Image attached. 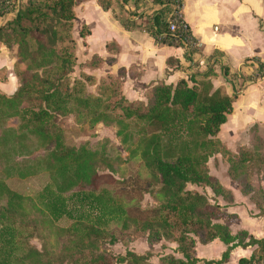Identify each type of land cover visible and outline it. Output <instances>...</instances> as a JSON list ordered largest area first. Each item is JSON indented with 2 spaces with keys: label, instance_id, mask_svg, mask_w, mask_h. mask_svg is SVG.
Here are the masks:
<instances>
[{
  "label": "trees",
  "instance_id": "16d2710c",
  "mask_svg": "<svg viewBox=\"0 0 264 264\" xmlns=\"http://www.w3.org/2000/svg\"><path fill=\"white\" fill-rule=\"evenodd\" d=\"M6 1L0 0V19L10 12H14V16L0 24V47L4 46L16 63L25 62L24 71L33 67H50L47 73L43 74L45 70L40 73L39 107L21 105L20 94L25 82L20 78V85L12 96L0 92V109L12 111L9 115L22 120L20 132L11 134L13 144L30 132L38 139L33 144L46 148L50 159L55 161L58 175H53V184L47 185L38 194L46 221L54 223L62 217L75 220L69 228L68 244L62 245L59 251H52L47 246L44 226H41L44 220H40V226L37 220L26 223L36 232L41 249L38 251L31 247L25 258L40 257L37 264H93L90 258H82L83 252L90 251L91 243L103 233L99 224L110 217L117 218L125 227L133 225L140 228L147 233L150 242L162 238L176 241L183 257L167 254L161 257L162 264H223L236 246L253 247L251 254L240 257L237 264H264V237L256 238L246 230L232 233L230 227L219 220L235 222L238 215L223 210L218 202H210L204 194L187 188L188 184L204 185L214 195L232 200L231 193L216 176L210 174L207 165L211 157L222 151L230 178L238 183L240 192L249 197L260 213H264V161L257 157L264 156V140L255 137L250 146L239 145L231 151L218 138L237 95L249 84L264 79V61L257 56L245 58L244 63L254 67L249 73L231 72L227 65L221 66L225 81L232 86V94H228L222 86L214 87L210 78L212 69L209 68L199 74V79L192 76L181 78L174 85L157 83L149 90L146 103L126 98L120 88L122 71L117 75L109 74L100 79V89L110 90L116 96V92L119 94L110 106L101 95L93 96L87 92L83 80H75L71 87L66 84L76 64L72 49L75 41L70 36V30L76 19L75 5L81 0ZM96 1L103 11H111L124 29L146 32L156 44L184 47L187 59L195 52L185 39L192 36L190 29L184 35L179 26L174 31L169 29L175 9L182 11L183 0H151L154 7L150 12L144 8L147 0ZM130 3L133 9L125 7ZM106 48L114 50L115 44L107 43ZM216 55H221L220 51L215 50L212 56ZM172 60H168V65L172 64ZM102 61L98 54H93L89 64L95 67ZM84 79H94V76L86 73ZM106 80L110 81L107 86L104 83ZM239 80L241 84L236 87ZM69 104L76 107H69ZM112 109L120 110V115L112 117L108 113ZM73 110L80 119L90 124L102 122L117 127L116 133L123 144H128L126 147L130 156H138L151 175L150 180L144 186L138 185L137 189L141 193L153 194L156 205L141 208L136 201H131L133 197L125 200L108 188H98L96 182L100 176L95 169L97 153L83 146L76 149L65 144L62 133L53 123L59 113L65 115ZM132 118L142 125L135 140H132L134 136L125 123ZM6 135L0 134V139ZM257 161L255 174H260L263 179L255 186L248 168L250 163L255 165ZM90 187L94 189L90 190ZM77 202H87L94 215L93 212L91 215H75L71 205ZM14 203H20V197L0 180V264H9L15 250L11 224L19 213H15ZM194 235L198 236L200 244L219 239L227 248L219 259L199 258ZM127 255L133 264H147L145 255L130 251ZM95 256L94 260L98 258ZM81 259L84 263L80 262ZM126 259L118 257L120 261Z\"/></svg>",
  "mask_w": 264,
  "mask_h": 264
},
{
  "label": "rangeland",
  "instance_id": "374dc122",
  "mask_svg": "<svg viewBox=\"0 0 264 264\" xmlns=\"http://www.w3.org/2000/svg\"><path fill=\"white\" fill-rule=\"evenodd\" d=\"M21 1L24 2L25 0ZM79 5L80 2L77 3V8H74L75 15L77 17L78 14L79 18L74 20L73 27L70 30V36L75 41L72 49L76 56V64L74 71L69 74L70 81L66 84L71 87L75 80H83L85 85L84 89L87 92L93 94V96L101 95L100 97L104 99V102L111 106L119 94L116 92V96L110 90L105 88L100 89L102 83L99 78L89 80L84 78L86 73H91L94 68L89 64L91 55L93 53L101 54L105 50L103 42L110 40L111 37H115V33L111 28V23L106 20L104 11L97 4H95L96 8L84 4L82 9ZM13 16L14 13H7L4 18L0 19V24ZM82 18L89 21L91 24L90 27L92 28V39H90V47L88 50L85 41L89 30L88 26L83 24L85 21ZM80 32L82 33L81 35ZM14 49L16 50V47ZM11 55L10 53L8 56L1 58L0 81L6 80L9 76L14 75L18 80V85H20V78H23L25 86L20 94V103L23 106L36 109L41 102L40 73H43L44 70L45 72L43 74L47 73L50 66L44 68L33 67L29 68L30 70L24 71L27 64L25 62L14 63ZM95 73L100 77V70H96ZM199 77L200 75L197 73L196 79H199ZM104 83L107 86L110 81L107 82L106 80ZM240 84L241 82L239 80L236 87H239ZM12 95V93L9 94V96ZM142 101L144 103L147 102L145 98ZM69 107L76 106L69 104ZM11 112L0 109V134H8L5 138L0 139V180L4 181L20 197V203L13 204L15 213L18 212L19 216L18 218L12 217L13 224L11 225L14 229L13 240L16 245L9 264H37L41 260L40 257L33 256L25 258V256L31 247L40 251L41 241L36 236V232L32 226L25 224L29 221L37 220L40 226V220H44L41 226H44L47 246L52 251H59L62 245L68 244L70 239L69 228L75 220L70 217H62L54 223L46 221L45 213L40 207L38 194L44 187L53 184V175H58L55 161L50 159L46 148L33 144L38 139L30 132H27L28 136L19 138L20 142L16 144L12 143L13 139L11 134L20 132L22 120L16 116L9 115ZM108 113L112 117H117L121 112L118 109H112L108 110ZM82 119L73 110L65 115L59 113L55 116L53 123L55 128L59 129L62 133L65 144L74 146L76 149L83 146L88 151L97 153L100 160L99 162L98 158H96L97 162H95L96 172L100 176L96 182L98 188H108L114 195L122 197L125 200L133 197L131 201H136L141 208L156 205L157 202L153 194L138 191L137 186H144L150 180L151 175L138 156H130L126 147L128 144H123L116 133L117 127L114 125H106L102 122L90 124V122ZM125 123L128 125V131L134 136L132 140H135L139 135V131L142 129L141 123L135 118L126 120ZM252 126L248 129L249 140L243 145L250 146L249 144L252 143L255 137L264 140V125L259 126L258 124H254L255 127L251 130ZM222 154L223 152L221 151L214 157H211L207 165L211 175L217 174L222 180L224 179L229 182V179L225 175L228 163L224 160L225 155ZM257 157L262 162L264 161V156L257 155ZM258 163V161L255 165L250 163L248 168L249 176H251V180H254L253 185L255 186H258L263 179L260 174H255ZM187 188L204 194L210 202H230L214 195L212 190L204 185L188 184ZM81 189L88 190L86 188ZM89 189L93 190L94 188L90 187ZM71 206H73L75 215H91V212H93L87 206V202L82 204L78 202L72 203ZM254 212V217L259 215L258 208ZM92 215H94V212ZM253 221L252 223L256 226L257 220L255 219ZM99 225L103 231L102 235L91 243L89 251L91 254L85 250L83 252L84 256L82 257L83 259H86V257L90 258L93 264H133L127 255L129 251L137 255H145L147 264H162L161 257L167 254L178 258L183 257L177 249L178 244L176 241L162 238L150 242L147 233H144L140 228L133 225L125 227L117 218H105ZM238 229L236 225L235 231L233 230L232 233L238 231ZM193 237L196 242H199L198 236L194 235ZM209 250L213 254H218L219 252H217L216 247H211ZM95 255L98 256L96 260H94ZM210 255L212 256V254ZM119 256H124L127 259L120 261L118 260ZM211 256H208L210 258L205 257V259H215L211 258ZM80 262L84 263V260L81 259ZM197 264H202V262H198Z\"/></svg>",
  "mask_w": 264,
  "mask_h": 264
},
{
  "label": "crops",
  "instance_id": "0c3cea01",
  "mask_svg": "<svg viewBox=\"0 0 264 264\" xmlns=\"http://www.w3.org/2000/svg\"><path fill=\"white\" fill-rule=\"evenodd\" d=\"M84 4L93 8H96L95 4L98 5L96 0H83L79 7L82 9ZM98 7L100 8L99 5ZM125 7L133 9L131 3ZM152 7H154L152 1L147 0L144 7L146 11L150 8L151 11ZM114 9L117 8L114 6ZM104 16L111 23L115 37L103 42L105 50L101 54L93 53L98 54L103 61L88 74L93 75L95 79H102L109 74L117 75L122 71L120 88L130 101L143 98L147 100L149 90L157 83L174 85L181 78L196 77L197 73H203L209 68L212 69L210 78L214 87L222 86L228 94H232V86L225 81L221 66L227 65L231 72L249 73L254 67L245 64V58L257 56L264 61V0H183L182 16L191 34L200 41L199 49L190 54V59L185 57L184 47L156 44L146 32L126 30L109 10L104 11ZM78 18L77 14L76 19ZM82 20L89 30L85 41L88 50L92 28L89 21L84 18ZM110 42L115 44V49L111 51L106 48ZM215 50L220 51L221 55L212 56ZM8 54L10 52L1 46L0 62L1 58ZM11 57L15 63V58L12 55ZM109 57L112 60L108 61ZM169 59H173L171 65H168ZM96 70H100V77L95 73ZM17 86V78L14 75L9 76L6 80L0 81V92L9 95ZM254 124L264 125V79L249 84L237 95L232 103V112L221 126L218 138L229 150L235 151L239 145L248 142V129ZM225 175L229 182L222 180L217 174L213 176H216L222 186L231 193L232 200L218 203L223 210L236 213L238 219L235 222L220 219L219 222L227 224L232 232L237 225L238 231L246 230L256 238L264 237V213L261 214L258 209L259 215L254 217L255 205L248 196L240 192L238 183L230 178L228 165ZM255 219L256 226L252 223ZM211 247H216L218 254L210 253ZM226 248L227 245L219 239L207 244L195 243L196 255L199 258H210L208 256L212 254L211 258L219 259ZM252 249L251 246L245 248L236 246L231 250L228 261L223 264H237L238 259L248 257Z\"/></svg>",
  "mask_w": 264,
  "mask_h": 264
},
{
  "label": "built area",
  "instance_id": "2783aa9c",
  "mask_svg": "<svg viewBox=\"0 0 264 264\" xmlns=\"http://www.w3.org/2000/svg\"><path fill=\"white\" fill-rule=\"evenodd\" d=\"M7 1H6V3H7ZM12 13H14V12H12ZM176 26L180 27V30L182 31L183 35L186 34V31L189 29L188 24L186 23V21L184 20V18L182 16V11L179 8H176L175 11L173 12V16L170 19L169 29L171 31H174ZM185 39L188 41V43L190 44V47L192 49H194V50L199 49L200 41L197 40L193 35L189 36Z\"/></svg>",
  "mask_w": 264,
  "mask_h": 264
}]
</instances>
